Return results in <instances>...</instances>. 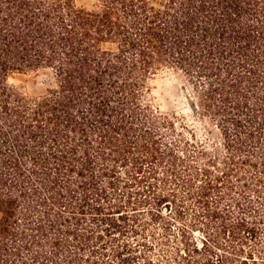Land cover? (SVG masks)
I'll return each instance as SVG.
<instances>
[{"label": "trees", "instance_id": "trees-1", "mask_svg": "<svg viewBox=\"0 0 264 264\" xmlns=\"http://www.w3.org/2000/svg\"><path fill=\"white\" fill-rule=\"evenodd\" d=\"M39 69L41 96L9 82ZM164 69L218 146L146 102ZM171 242L264 264V0H0V264H161Z\"/></svg>", "mask_w": 264, "mask_h": 264}, {"label": "rangeland", "instance_id": "rangeland-1", "mask_svg": "<svg viewBox=\"0 0 264 264\" xmlns=\"http://www.w3.org/2000/svg\"><path fill=\"white\" fill-rule=\"evenodd\" d=\"M74 3L77 7L91 9L95 6L96 0H74ZM9 82L30 98L41 96L48 89L55 87V79L49 69L14 73L10 76ZM145 100L160 112L173 116L179 128H181V125L185 126L186 136L189 137L192 133L196 140L203 142L208 147L218 146L219 135L217 129L207 117L200 114L197 109L195 110L196 98L191 86L181 73L170 69L160 71L149 81ZM173 227L174 231H178L177 227L174 225ZM198 228L201 227H196L191 231L190 238L200 246V240L205 234L199 231ZM163 249L159 252V256L155 255L153 257L154 261L158 262V259L161 264H192L188 256L183 253L182 255L178 254L172 242ZM180 249L183 252V246Z\"/></svg>", "mask_w": 264, "mask_h": 264}]
</instances>
